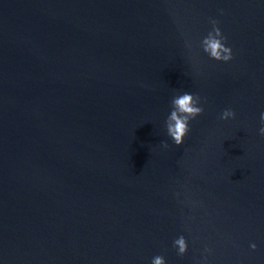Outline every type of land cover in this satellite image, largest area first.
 <instances>
[{
  "label": "water",
  "instance_id": "water-1",
  "mask_svg": "<svg viewBox=\"0 0 264 264\" xmlns=\"http://www.w3.org/2000/svg\"><path fill=\"white\" fill-rule=\"evenodd\" d=\"M184 91L204 110L177 146ZM261 111L264 0H0V261L264 264Z\"/></svg>",
  "mask_w": 264,
  "mask_h": 264
},
{
  "label": "clouds",
  "instance_id": "clouds-1",
  "mask_svg": "<svg viewBox=\"0 0 264 264\" xmlns=\"http://www.w3.org/2000/svg\"><path fill=\"white\" fill-rule=\"evenodd\" d=\"M210 23L212 28L200 39L199 47L210 60L227 63L233 59L232 47L227 44V37L218 26V20L212 19ZM186 46L190 48L191 43L186 41ZM170 104V111L164 120V128L172 143L179 146L184 143V139L189 133L190 121L199 116L204 109L201 105V98L188 91L173 95ZM234 118L235 112L231 108H225L219 114V119L223 121ZM259 120L258 134L264 136V111L259 113ZM162 146L167 147L168 145L163 143ZM172 244L179 256H183L188 249V243L183 235L174 239ZM249 247L255 249L256 244L250 243ZM210 251L205 247L204 252ZM206 259L207 257L203 258L204 261ZM0 264H2V261H0ZM150 264H166V261L162 255H155L151 258Z\"/></svg>",
  "mask_w": 264,
  "mask_h": 264
}]
</instances>
